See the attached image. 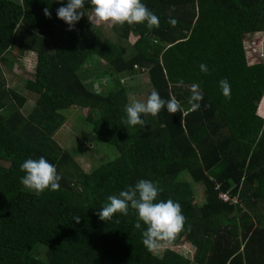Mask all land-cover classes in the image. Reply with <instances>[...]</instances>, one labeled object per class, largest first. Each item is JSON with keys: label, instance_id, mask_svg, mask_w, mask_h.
<instances>
[{"label": "trees", "instance_id": "obj_1", "mask_svg": "<svg viewBox=\"0 0 264 264\" xmlns=\"http://www.w3.org/2000/svg\"><path fill=\"white\" fill-rule=\"evenodd\" d=\"M141 2L159 27L113 25L111 41L98 30L83 37L77 23L70 31L56 15L67 0H0V65L14 50L36 56L25 85L36 100L27 112L28 98L0 73V264H264V213L257 210L264 204V60L250 66L246 55L248 36L264 33V0ZM92 7L85 0L82 11L92 14ZM169 17L178 20L175 27ZM131 34L136 41L128 45ZM99 65L108 72L97 77ZM142 71L152 90L165 100L175 95L184 111L169 114L165 107L141 117L143 127L125 124L126 89L115 80ZM222 78L231 85L230 99ZM192 84L203 94L197 111L188 110ZM68 108L87 110L97 143L115 151L91 173L52 137ZM40 157L61 175L58 191L36 193L20 183V165ZM185 172L204 188V201L196 214L184 215V229L171 243H161L190 244L192 259L171 249L162 256L149 251L142 243L146 226L134 228L131 208L106 222L96 214L109 195L141 179L162 190L155 202L175 196L191 205Z\"/></svg>", "mask_w": 264, "mask_h": 264}, {"label": "clouds", "instance_id": "obj_2", "mask_svg": "<svg viewBox=\"0 0 264 264\" xmlns=\"http://www.w3.org/2000/svg\"><path fill=\"white\" fill-rule=\"evenodd\" d=\"M84 4L85 0H67L66 6L59 7L56 10L57 17L69 26L70 31L84 16L82 11ZM90 4L93 6L91 20L96 24L124 25L127 23L132 25L146 22L149 29L158 28L160 24L159 17L149 10L141 0H90ZM43 12L45 17L51 18L49 8H45ZM88 19L90 18L88 17ZM168 23L175 27L178 20L169 17ZM199 67L201 72L208 74L209 70L206 64L202 63ZM183 84L182 79L177 82V86H183ZM219 85L222 94L230 99L231 85L228 80L222 78ZM190 93L188 99L190 108L188 110L197 111L203 101L200 86L192 84ZM165 107L169 114L184 111L181 102L177 100L175 95L170 93L169 98L165 100L153 88L146 102L134 100L126 105L127 118L124 123L129 126L140 125L143 127L146 125V119H141V117H147L148 115L155 117ZM205 107H208V105H205ZM261 118L264 119V117ZM20 170L25 173L21 177L20 183L29 191L42 193L46 189L51 191L60 189L59 181L62 177L58 174L56 166L49 163L44 157L25 160L20 165ZM161 191L156 183L141 179L134 186H128L125 190L120 191L118 195H109L107 197L108 202L96 214L100 220L106 222L112 219L116 213L127 216L129 208H131L137 214L134 228L141 229V222L146 226V229L142 231L143 245L149 251L157 250L163 246L161 242L171 243L176 235L184 229L186 223V217L183 215L180 203L172 199L155 202ZM73 219L76 223L80 222L78 216Z\"/></svg>", "mask_w": 264, "mask_h": 264}, {"label": "rangeland", "instance_id": "obj_3", "mask_svg": "<svg viewBox=\"0 0 264 264\" xmlns=\"http://www.w3.org/2000/svg\"><path fill=\"white\" fill-rule=\"evenodd\" d=\"M15 1L20 2V0ZM88 17L90 19H88ZM91 17L92 14L84 13V16L77 22V24H81L82 26V36L90 39L91 36L98 30L102 32L103 36H107L109 40H114L110 38L112 36L111 28L113 25L110 23L96 24L91 20ZM248 40L246 55L248 64L252 66L259 60H264V33L249 35ZM135 41L136 37L131 34L128 40V45H132ZM35 65L36 56L34 54H19L16 50L11 51L8 54L6 66L0 65V73L4 75V78L8 83V88L13 89L18 94L24 95L28 98L26 104L24 105V112H27L30 108H32L34 101L36 100V97H28L31 94L25 90L26 82L33 80ZM87 67L90 70L93 68V66ZM96 68L98 69V71L95 73L97 77L108 72L107 70L102 69L103 67L100 65L98 67L96 66ZM88 81L89 80L85 81V84H87ZM116 81H119L120 85L124 86L126 89V95L128 99L127 105H129L134 100L146 102L147 97L152 91V88L148 82L147 72L136 73L135 76L130 78L121 77L120 79L115 80V82ZM110 82L111 80L109 83ZM114 85L115 83L113 81L109 84L111 87ZM107 89L103 90L102 92H105ZM93 90L98 92L95 90V85L93 86ZM100 91L101 90H99V92ZM61 113L63 115V121H61L60 125L54 130V132H52V137L54 141L60 146V148L71 156L72 160L84 173H91L101 164H104L107 161L115 158V151H112V149L106 148L105 146L102 147L95 140L92 134L91 125L85 120L87 110L81 112L77 108H68L62 109ZM261 115L264 117V105L261 110ZM183 179L188 181L192 188L193 203H191V205H186L183 201L179 200L175 196H172L168 199H172L180 203L182 206L183 215L196 214L198 208L204 201V188L200 184H194L191 182V179L186 172L183 173ZM257 210L263 214L264 204H259L257 206ZM162 244V247L153 251L155 255L162 256L166 249H171L187 259H192L194 248L190 244L184 241L180 242L177 247H173L167 243Z\"/></svg>", "mask_w": 264, "mask_h": 264}, {"label": "built area", "instance_id": "obj_4", "mask_svg": "<svg viewBox=\"0 0 264 264\" xmlns=\"http://www.w3.org/2000/svg\"><path fill=\"white\" fill-rule=\"evenodd\" d=\"M134 69H136V68H134ZM94 85H95V90H96L97 89V85L96 84H94ZM93 86H92V90H93ZM219 199H221L224 202L229 201V197L226 194H220L219 195Z\"/></svg>", "mask_w": 264, "mask_h": 264}]
</instances>
